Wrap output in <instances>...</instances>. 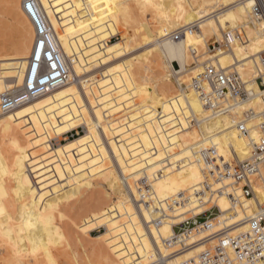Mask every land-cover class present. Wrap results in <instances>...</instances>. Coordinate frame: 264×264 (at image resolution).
Segmentation results:
<instances>
[{
    "label": "bare ground",
    "instance_id": "1",
    "mask_svg": "<svg viewBox=\"0 0 264 264\" xmlns=\"http://www.w3.org/2000/svg\"><path fill=\"white\" fill-rule=\"evenodd\" d=\"M1 1L0 31L10 29L15 41L7 54L0 45V102L2 93L23 85L36 42L25 0ZM36 1L68 76L22 104L0 110V264H41L39 255L37 260L31 255L44 254L46 243L61 242L80 229L77 219L76 228L69 221L65 227L63 214L76 208L68 203L90 191L92 201L86 199L87 207L77 216L84 218L91 210L108 214L132 245L129 259L106 264H182L197 257L211 248L212 240L206 238L211 229L192 226L178 234L174 227L212 208L217 209L208 219L213 229L238 223L236 228L246 230L244 219L264 203V187L258 182L256 197H244L229 172L218 170L251 156L249 139L237 127L248 104L261 108L248 120L250 135L256 138L261 132L264 90L257 77L264 27L250 25L245 42L216 47L210 56L205 51L195 57L192 49L208 48L210 39L221 41L223 31L247 23L252 0ZM148 10L157 22L154 27ZM6 11L13 16L9 25L1 17ZM182 28L183 36L175 39L172 33ZM117 34L121 38L110 42ZM135 46L140 47L136 52ZM151 58L161 69L163 87L140 74ZM216 62L238 64L256 94L236 103L230 114L208 119L190 75ZM162 100L167 101L164 107ZM79 126L83 134L59 141ZM207 170L218 175L204 186ZM261 171L264 175V161ZM141 179L146 188L139 185ZM97 186L104 191L94 190L101 188Z\"/></svg>",
    "mask_w": 264,
    "mask_h": 264
},
{
    "label": "built area",
    "instance_id": "2",
    "mask_svg": "<svg viewBox=\"0 0 264 264\" xmlns=\"http://www.w3.org/2000/svg\"><path fill=\"white\" fill-rule=\"evenodd\" d=\"M24 6L33 20L36 28V42L34 55L31 64L28 66L24 83L16 91L1 94L0 110L7 111L34 96L47 91L50 87L66 81L68 70L63 61L58 48L56 47L50 29L39 13L36 0H25ZM247 23H241L227 31H223L221 41H214L209 44V50L216 47L230 49L235 43L245 42L248 39V27L259 25L264 27V0H252L250 6V18ZM195 26L194 28H196ZM184 28L172 33L175 39L183 36ZM198 51L192 49V54L197 57ZM261 69L257 80L264 90V54L260 57ZM191 88L195 90L208 111L206 118H216L234 111L236 103L241 100L253 97L256 92L248 89L238 64L234 63L229 67L222 66L219 62L215 64H205L203 70L191 76ZM264 97V91L260 93ZM256 114L254 108H248L243 113V120L237 123V127L251 144V156L245 160H233L228 166H220L218 171L229 172L237 185H240L244 197H256L258 182L264 187V175L261 171V163L264 161V113L260 124V134L253 138L250 135V128L247 126L248 120ZM193 123L195 120L191 119ZM206 178L203 185L209 186L211 178L217 177L215 170L210 173L206 171ZM146 188L148 184L144 179L139 181V185ZM234 204L238 199L234 195H229ZM173 203V201H172ZM215 208L206 210L195 217L190 216L181 223L175 225L178 234L187 232L190 227H200L209 231L206 238L212 240L211 248L203 251L197 257L191 258L182 264H264V203H259L258 209L245 218L247 229L236 228L238 223L213 229L209 218L214 217ZM214 224V223H213ZM186 248V247H185ZM184 249V247L182 248Z\"/></svg>",
    "mask_w": 264,
    "mask_h": 264
},
{
    "label": "rangeland",
    "instance_id": "3",
    "mask_svg": "<svg viewBox=\"0 0 264 264\" xmlns=\"http://www.w3.org/2000/svg\"><path fill=\"white\" fill-rule=\"evenodd\" d=\"M2 4H4V2L0 0V8H2ZM2 10L5 11L4 7L2 8ZM150 12L151 11L148 10V12L146 14H147V17L150 16L148 18L149 22H151V26L153 25L152 27H154L157 22H156V20H154V21L152 20L151 15L153 17V13L151 12L152 14L149 15ZM7 13H8V16H7ZM9 13L10 12H7V11H6V13L5 12L1 13L2 19L6 20L8 22V25L13 22V16H12V14H9ZM150 19H151V21H150ZM153 19H155V18L153 17ZM6 21H5V23H6ZM153 22H156V23L154 24ZM195 26H197V27L194 28ZM193 28L198 29V25L195 24L193 26ZM1 32L4 35L5 34L6 35L4 36ZM0 33H1L0 34V45L2 43L4 44V45H1L3 47L2 52L4 54H7L8 52L10 53L12 45H13L12 43L15 41V39H14L15 37L12 36V34H10L11 33L10 29H6V31L4 29H2V31H0ZM8 33L10 34V36ZM1 35H3V37H1ZM6 38H7V40H5ZM120 38H121V35L117 34L116 36H114L111 39L110 42H115V41L119 40ZM214 41L215 40L210 39L209 43L214 42ZM216 41H218V40H216ZM10 43H11V45H10ZM4 47H5V49H4ZM199 47L202 49L198 50V52H199L198 54H201L202 52L208 51V54H206V55L210 56V53H212L209 51L208 48H205L204 46L203 47L199 46ZM137 48L140 49V47L135 46L133 51L136 52L138 50ZM135 52H133V53H135ZM141 52H142V50H140V53ZM135 56H136V54L133 57H135ZM193 59L194 58H192V63L195 62L194 61L195 59L194 60ZM204 59H206V56ZM154 61L155 60H153L151 58L147 62H145L144 63L145 71L140 70V74L146 75V76L151 77V78L154 77L153 79L155 81L156 80L159 81L158 77L161 76V75H159L161 69L158 65V62H156V61L154 62ZM152 66H153V68H152ZM154 68H155V71H154ZM158 71H159V73H158ZM190 76H192V75H190ZM151 78H149V79H151ZM152 80H150L149 82L153 83L154 80L153 81ZM158 81L155 84L156 86L159 83L162 84L161 81H159V82ZM172 82H173L174 87H175L174 90L179 91L177 84H176L175 80H173V78H172ZM160 84H159V86H160ZM160 87H163V86H160ZM160 87L157 89L162 90V88H160ZM177 93L181 97V94L179 92H177ZM160 104L164 107L167 105V101L162 100L160 102ZM249 107L251 108L253 106H249V104H248V106L245 109H247ZM253 108L256 112L258 110H261V108L260 109H258L256 107H253ZM261 117H263V116H261ZM84 132H85V129L83 128V126L82 127L81 126L76 127L74 129L68 131V133H64V134L60 135L59 141L62 143H66L70 139H74L79 134H83ZM54 142H56V141L54 140ZM97 187L100 188L101 186H97ZM102 188L103 187H101L100 189L96 188L94 190L104 191V188H103V190H102ZM91 192L92 191H90L89 193L91 194ZM94 192H96V191H94ZM89 193L85 192L81 196V198L78 197L79 199H81V201L78 200V202L79 203L82 201L85 202L86 199H88V198H89V200H87L86 202L87 203H89V201L91 202L93 195L91 194V196H89L90 195ZM78 198H76V199H78ZM82 198H85V199H82ZM76 199H74V200H76ZM74 200H73V202L70 201L72 204L68 203L67 205L70 204L71 207L68 206L69 208H72V207H76V208L75 209L72 208L71 210H69V209H67L68 207H65V210H63V211L67 212V210H68L69 212L67 214H71V215L67 216L66 213H65L66 214L65 215V214H63L64 212H62V214H63L62 220H63V222H65L64 219L65 220L68 219V220H66L67 225L65 227H69V225H71L70 227H72V226L74 227V225H76V223H77V221H76V219H77L78 224L80 222L82 223L80 229H75V230L71 231L70 233L65 234L64 238L61 240V242L57 241L56 243L55 242L46 243V245L44 247V249H45L44 254H42V255L41 254H34L33 256L31 255V259L37 260L38 258H42L41 264H66V263L67 264H73V263H75V264H106L107 262H110L116 258H118V259L119 258L120 259H125V258L129 259L131 257L132 251H133L132 245H131L130 241H128L127 232L120 226V223L117 224L115 221H113V218L111 216H109L108 214H105L104 212H100L99 210H97V211L91 210L89 212V214L84 216V218L79 217V216H77V214L79 215L80 213H82L83 212L82 209L85 207V205L87 207L88 204L85 202L84 205H82L83 207L82 206L80 207V205L83 203L79 204L78 202H76L79 205V207H77L78 205L76 203H74L75 202ZM73 203L75 205H73ZM70 211H71V213H70ZM213 211L215 213H217V209H215ZM76 212H77V214H76ZM66 216H67V218H66ZM76 216H77V218H76ZM67 221H69L71 224H69V222H67ZM62 225H64V224H62ZM74 228H76V226ZM64 229L65 228L63 227V230ZM66 230H67V228H66ZM76 230H77V232H76ZM2 252H3L2 246H0V254H3ZM37 256H38V258H37ZM73 256L75 258H71ZM70 259H73V260H70ZM68 260H69V262H68Z\"/></svg>",
    "mask_w": 264,
    "mask_h": 264
}]
</instances>
